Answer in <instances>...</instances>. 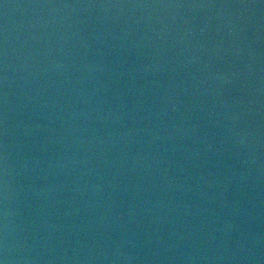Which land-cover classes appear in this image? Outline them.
Returning <instances> with one entry per match:
<instances>
[{"label": "water", "instance_id": "95a60500", "mask_svg": "<svg viewBox=\"0 0 264 264\" xmlns=\"http://www.w3.org/2000/svg\"><path fill=\"white\" fill-rule=\"evenodd\" d=\"M2 264H264V0H0Z\"/></svg>", "mask_w": 264, "mask_h": 264}, {"label": "snow or ice", "instance_id": "6c2138e0", "mask_svg": "<svg viewBox=\"0 0 264 264\" xmlns=\"http://www.w3.org/2000/svg\"><path fill=\"white\" fill-rule=\"evenodd\" d=\"M0 264H2V262H0Z\"/></svg>", "mask_w": 264, "mask_h": 264}]
</instances>
